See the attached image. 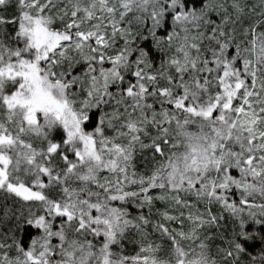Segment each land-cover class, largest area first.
<instances>
[{"label": "snow or ice", "instance_id": "6c2138e0", "mask_svg": "<svg viewBox=\"0 0 264 264\" xmlns=\"http://www.w3.org/2000/svg\"><path fill=\"white\" fill-rule=\"evenodd\" d=\"M0 264H264V0H0Z\"/></svg>", "mask_w": 264, "mask_h": 264}]
</instances>
